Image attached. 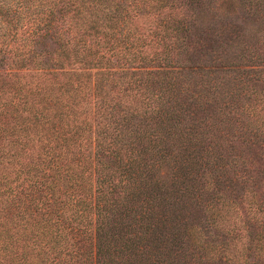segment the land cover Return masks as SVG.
I'll use <instances>...</instances> for the list:
<instances>
[{"label": "trees", "instance_id": "obj_1", "mask_svg": "<svg viewBox=\"0 0 264 264\" xmlns=\"http://www.w3.org/2000/svg\"><path fill=\"white\" fill-rule=\"evenodd\" d=\"M0 264H264V0H0Z\"/></svg>", "mask_w": 264, "mask_h": 264}]
</instances>
